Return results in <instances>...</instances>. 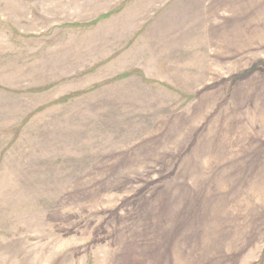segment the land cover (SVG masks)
I'll return each mask as SVG.
<instances>
[{"label": "rangeland", "instance_id": "rangeland-1", "mask_svg": "<svg viewBox=\"0 0 264 264\" xmlns=\"http://www.w3.org/2000/svg\"><path fill=\"white\" fill-rule=\"evenodd\" d=\"M0 264H264V0H0Z\"/></svg>", "mask_w": 264, "mask_h": 264}]
</instances>
